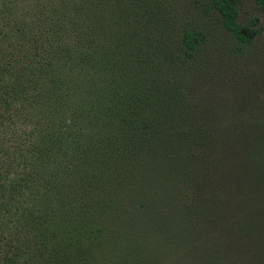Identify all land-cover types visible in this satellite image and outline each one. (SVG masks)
Masks as SVG:
<instances>
[{
    "label": "trees",
    "instance_id": "trees-1",
    "mask_svg": "<svg viewBox=\"0 0 264 264\" xmlns=\"http://www.w3.org/2000/svg\"><path fill=\"white\" fill-rule=\"evenodd\" d=\"M244 1L209 0L237 56ZM159 3L0 0V264L264 259V94L196 87L209 35Z\"/></svg>",
    "mask_w": 264,
    "mask_h": 264
},
{
    "label": "rangeland",
    "instance_id": "rangeland-1",
    "mask_svg": "<svg viewBox=\"0 0 264 264\" xmlns=\"http://www.w3.org/2000/svg\"><path fill=\"white\" fill-rule=\"evenodd\" d=\"M176 1V2H175ZM160 0L158 11L169 15L173 11L182 13V25H193L203 29L209 35V43L202 49L197 65L203 67L196 77V87H202L219 104L233 103L241 96L255 99L264 94V9L260 10L252 0H245L240 8V20L248 23L256 18L260 34L252 48L244 56L233 54L234 45L229 33L221 24L217 12L210 6L209 0ZM178 7V8H177ZM181 21V19H180ZM253 90V92H251ZM4 127L1 128V131ZM3 134L1 135V137ZM241 248L244 249L243 246ZM246 253L228 254L218 264H264V259ZM174 256L177 264H214L199 251H178ZM191 255V256H190ZM215 260V259H214Z\"/></svg>",
    "mask_w": 264,
    "mask_h": 264
}]
</instances>
